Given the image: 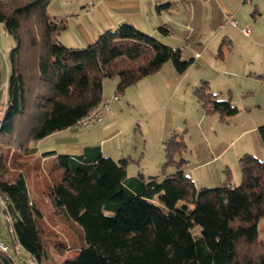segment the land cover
I'll return each instance as SVG.
<instances>
[{
	"label": "trees",
	"instance_id": "trees-1",
	"mask_svg": "<svg viewBox=\"0 0 264 264\" xmlns=\"http://www.w3.org/2000/svg\"><path fill=\"white\" fill-rule=\"evenodd\" d=\"M49 3L0 0V22L14 39L7 75L0 58V93L7 84L0 120V195L12 243L40 264L50 258L52 245L58 252L74 251L62 264H264L258 232L264 218V160L241 156L239 185H231L227 173L219 186L197 187L183 169L187 143L175 131L163 141V176H129L132 159L115 160L100 145L85 146L80 154L58 153L46 193L55 213L82 227L85 244L68 247L59 241L28 191L26 170L42 159L35 144L75 126L98 105L106 78H117L118 95L168 61L184 72L192 59L183 60L181 48L130 23L105 31L84 48L68 47L60 40L66 21L50 14ZM158 32L168 35L170 29L162 25ZM194 92L206 112L221 119L239 112L207 81ZM259 130L264 141V125ZM0 264L15 261L0 250Z\"/></svg>",
	"mask_w": 264,
	"mask_h": 264
},
{
	"label": "crops",
	"instance_id": "crops-1",
	"mask_svg": "<svg viewBox=\"0 0 264 264\" xmlns=\"http://www.w3.org/2000/svg\"><path fill=\"white\" fill-rule=\"evenodd\" d=\"M56 4L59 5H53L49 12L53 17L66 21L67 28L60 34V40L68 47L84 48L97 40L102 33L116 28L121 23H130L174 48L182 47L180 44H174L171 39L176 33L177 24L186 27L190 25L192 29L190 34L197 36V45L191 47L189 58L182 56L181 48L182 59H192L186 71L179 72L172 61H168L155 74H150L136 83L139 84L141 104H148L153 108L144 116L157 114L158 120L161 121L153 132L158 138L159 145V155L155 162H152V157L146 159V155L149 154L148 137L153 135L149 130L146 132L140 130L142 139L136 143L126 136V133L131 131L128 125H115L118 123L117 118L106 120L109 117L108 112L98 124L96 123L97 132L108 131L104 133L105 139L93 145H100L102 153L115 160L122 157L132 159L127 166L129 176L142 174L148 177L157 173L163 176V170L159 172L160 151L163 141L176 128L171 122L162 121L159 111L168 106L166 104L184 81L189 84L188 92L194 96L193 90L201 84L198 82L204 79L219 99H229L239 108L237 114L225 121L219 119L217 114L206 112L195 95L197 101L194 100V106L200 107L197 109L198 115L192 116L194 124L187 118L184 125L189 133V139L184 137L187 142V150L184 153L187 162L183 169L191 175L196 185L199 183L200 169L205 173L215 170V173L222 175L220 178L206 175L207 180L200 178L203 183L205 182L201 187H212L217 179L224 178L225 175L221 171L229 174V166L237 164L244 154L250 153L264 160V141L259 130L260 126L264 125V114L257 117L258 119H254L252 115L255 110L264 112V0H58ZM226 14H231L238 21V26L230 23L222 26ZM162 25L170 29L168 35H158V28ZM245 26H252L253 32L250 36L243 34L242 28ZM219 43L223 51V60H218L215 54ZM224 44H228L227 50H224ZM227 54L232 55L228 58ZM165 68L167 76L162 75ZM190 68H198L199 77H195L197 72L189 76ZM113 87L116 90L115 83ZM167 91L168 99L163 100ZM112 94L107 93L103 97V100L110 99V112L114 100L118 99L115 92ZM121 102H124L123 99L118 103ZM118 106L120 105L115 107ZM245 114L250 117H241ZM193 125L194 135L191 131ZM59 132L61 131L40 140L53 135L58 136L56 138L58 145L55 146L58 148L42 150L41 161L55 158L60 151L80 154L85 146L91 145L79 142L71 133ZM195 136H198V139H195ZM117 138L120 139V146L117 148L107 146V151L104 152L102 141ZM240 140L243 142L235 148L234 143ZM49 145L53 147L52 142ZM45 147L50 146L45 144ZM169 171L172 172L174 169Z\"/></svg>",
	"mask_w": 264,
	"mask_h": 264
},
{
	"label": "rangeland",
	"instance_id": "rangeland-1",
	"mask_svg": "<svg viewBox=\"0 0 264 264\" xmlns=\"http://www.w3.org/2000/svg\"><path fill=\"white\" fill-rule=\"evenodd\" d=\"M56 1L58 0H50L48 8H51L53 5L55 6L59 5V4H56ZM65 1H69V0H65ZM190 30H192L190 25L189 27H186L179 23L177 24V27H176V33L171 38L174 44H180V46H182L181 47L183 49L182 56L184 55L185 56V57L183 56L184 58H189L190 56L189 52H190L191 47H195L197 45V40H198L197 36L195 34H190L192 33V31ZM158 35L162 36V33L158 32ZM13 45H14L13 37L4 30V27L2 23L0 22V58L2 61V65H3L4 75H7L8 53H9L10 48ZM219 46H220V43L218 44L216 48L215 54L218 60L219 59L223 60L222 58L223 51L222 49H220ZM227 49H228V44H224V50H227ZM231 55L232 54H227L228 58L231 57ZM192 73L193 75L196 74L195 77H199L200 73H199L198 68H190L189 76ZM157 75L159 76L160 74H157ZM162 75L167 76L166 68L164 70V74ZM202 81H206V80L202 79L201 81L198 82V84H200ZM114 83L116 87L117 86L116 77L106 78L104 80L103 96L106 95L107 93L110 95L113 92L117 93L115 88L113 87ZM6 86L7 84L6 82H4L3 89H2L3 92L0 93V120L2 118L3 104L5 101V95H6ZM188 86L189 84L186 83V81H184V83L178 88L177 93L174 94L173 98H171L166 104L168 106H165L163 109L159 111L161 112V115H162L161 116L162 121L166 123L171 122L176 128L175 132L181 134L184 140H185L184 138L185 136L187 137V139H189V133L184 127L186 120L187 118H189V121L194 124V118L192 116L198 115L197 109H199L200 107L198 105L194 106V100L197 101V98L195 97V95L193 96V94H190L188 92L190 91V87ZM138 87H139V84L135 83L133 85L128 86L124 90L123 93H119L118 99L114 100L115 101L114 103L117 102V104L114 105L113 103L111 105L112 107L111 112L108 109L109 111L107 112L109 113L108 115L109 117L106 119L107 121H110V119L117 118L118 123H116L115 125L117 126L118 125H122V126L128 125L131 131L130 132L128 131V133H126V136H128V138L131 141L136 142V143L140 142L142 139L140 138L141 136L140 130H143V132H146L147 130H149L150 133L153 134L154 130L159 126V122H161L158 120L157 114L151 115L150 117L144 116L148 110H152L153 108L150 107L148 104L146 105L141 104ZM193 93H194V90H193ZM122 99L124 102L118 103L119 101H122ZM166 99H168V91L163 97V100H166ZM116 105H120V106L116 108L115 107ZM211 114H217V117L221 119L218 113H211ZM263 114L264 112L261 113L258 110H255L252 112L254 119H258L257 117H260V115H263ZM241 117L249 118L250 116H247V114H245L244 116H241ZM228 118L222 119V120L226 121L228 120ZM97 124L90 126V127L73 126V127L61 130V132L59 133H71V135L79 139V142H86L87 144L93 145V144H96L95 142H99L100 140L105 139L104 133L108 131L106 130L105 132H102V131L97 132L95 129ZM194 129H195V126L193 125L191 129L192 135H194ZM154 135L155 133L153 135H149L148 137L147 152L149 154L146 155L147 160L149 157H152L153 159L152 162H155L159 155L158 138H156ZM57 137L58 136L53 135L45 140H42L40 142L38 141L35 144L38 150L37 152L38 156L43 158V156L41 155L42 150H45V149L51 150L54 148H58V147H55L58 145L56 143ZM195 139H198V136H195ZM50 142H52L53 147L49 145ZM242 142L243 140H240L237 143H234L236 144L235 148H237L236 146H238ZM45 144L46 146H50V147H45ZM102 144H104L103 149L105 150L104 152H106L107 146H110L112 148H117L118 146H120L121 142H120V139L117 138L111 141L104 140L102 141ZM59 153H65V151H60ZM160 155H161V163L159 166V172L163 170L162 164L165 160V152H164L163 146L161 148ZM55 160H56V157L52 159L48 158L45 162L41 161V165H39L38 163L36 164L33 163L31 164V166L28 167V169L26 170V182L28 186V191L32 199L35 201L38 209L42 212L45 222L51 227V229L57 232L59 241L65 242L68 245V247L71 244H77V246H82L83 244H85V240H83L84 232H83L82 227L73 221H70V222L65 221L64 218H62L57 213H55L53 204L49 200L47 193H46L48 189V185L51 183L52 178L54 177L57 171L56 165L54 164ZM151 165L154 167L153 164ZM171 169L172 167L168 168V170H171ZM214 171L215 170H210L208 173H205L203 169L198 170V176L200 177H198L199 183L196 186L201 187L203 184H205V182L203 183L200 178L202 177L207 180L206 175H210L211 177H214V178L222 177L220 173L218 175V172L215 173ZM228 171H229L228 176H230L231 185L233 186L239 185L242 179L239 160L237 164L233 163V165H230ZM221 172L225 175L224 178L217 179V181L213 183L212 187L219 186L223 184L224 181L226 180L227 174H225L223 171ZM213 173H214V176H213ZM156 175L161 176V173H157ZM9 219H10L9 214L5 212L4 199L0 195V241H3L9 246L8 254L14 259L15 264H40L33 257H30L23 248H21L17 244L12 243L11 223ZM199 230H200L199 226H196L194 228L195 232H199ZM258 232H259V238L264 239V218H262L259 222ZM73 253L74 251L72 249H66V251L64 252H58L53 248V245H52L49 249L50 258L44 264H62L65 261V259L71 258L73 256Z\"/></svg>",
	"mask_w": 264,
	"mask_h": 264
},
{
	"label": "built area",
	"instance_id": "built-area-1",
	"mask_svg": "<svg viewBox=\"0 0 264 264\" xmlns=\"http://www.w3.org/2000/svg\"><path fill=\"white\" fill-rule=\"evenodd\" d=\"M230 23L234 26H238V21L231 15L226 14L222 26L225 24ZM242 32L246 36H250L253 32L252 26H245L242 28ZM116 97V96H114ZM110 99L102 100L98 105L93 107L86 115L81 117L75 124L77 127H90L95 125L96 123L100 122L103 117L105 116L106 112L109 109ZM0 250L8 251L9 246L0 241Z\"/></svg>",
	"mask_w": 264,
	"mask_h": 264
}]
</instances>
